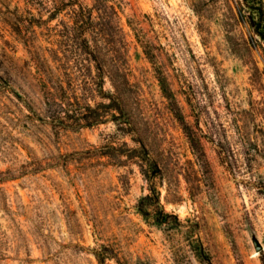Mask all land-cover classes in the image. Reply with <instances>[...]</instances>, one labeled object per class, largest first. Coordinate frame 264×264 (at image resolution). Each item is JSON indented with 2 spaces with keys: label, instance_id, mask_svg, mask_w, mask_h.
Masks as SVG:
<instances>
[{
  "label": "rangeland",
  "instance_id": "obj_1",
  "mask_svg": "<svg viewBox=\"0 0 264 264\" xmlns=\"http://www.w3.org/2000/svg\"><path fill=\"white\" fill-rule=\"evenodd\" d=\"M111 3L126 127L56 131L25 107H41L25 39L75 81L86 56L50 0H0V264H263L264 43L250 13L242 0Z\"/></svg>",
  "mask_w": 264,
  "mask_h": 264
},
{
  "label": "trees",
  "instance_id": "obj_2",
  "mask_svg": "<svg viewBox=\"0 0 264 264\" xmlns=\"http://www.w3.org/2000/svg\"><path fill=\"white\" fill-rule=\"evenodd\" d=\"M50 1L49 11L66 17L65 36L72 39L75 37L77 44L72 54L86 56L80 59V67L87 70L76 81L68 78L69 70L63 65L55 66L48 62L45 46L27 36V52L35 69L32 74L35 80L33 86H36L41 96V107L39 111L32 110L26 100H23L25 107L34 118L48 122L56 131L94 126L105 122L108 116L120 128L126 127V95L132 90L126 54L123 47H120L124 41L117 20L116 4H110L111 0H92L91 6L82 0ZM242 2L251 15L253 32L264 43V0ZM40 21H43L42 18ZM31 25L38 26L37 22H32ZM79 48L81 53L75 51ZM85 61L90 62V66L87 67ZM106 79L113 91L103 90ZM95 94H99L104 102H95ZM262 263L264 264V256Z\"/></svg>",
  "mask_w": 264,
  "mask_h": 264
},
{
  "label": "water",
  "instance_id": "obj_3",
  "mask_svg": "<svg viewBox=\"0 0 264 264\" xmlns=\"http://www.w3.org/2000/svg\"><path fill=\"white\" fill-rule=\"evenodd\" d=\"M256 250L257 251H261L262 250V246L259 242H256Z\"/></svg>",
  "mask_w": 264,
  "mask_h": 264
}]
</instances>
